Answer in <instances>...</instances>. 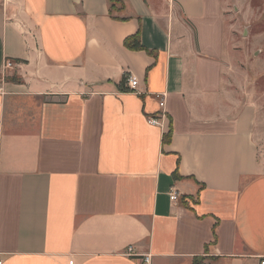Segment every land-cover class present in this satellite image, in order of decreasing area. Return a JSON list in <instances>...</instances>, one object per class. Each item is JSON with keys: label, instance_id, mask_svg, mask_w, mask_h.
<instances>
[{"label": "crops", "instance_id": "1", "mask_svg": "<svg viewBox=\"0 0 264 264\" xmlns=\"http://www.w3.org/2000/svg\"><path fill=\"white\" fill-rule=\"evenodd\" d=\"M120 1L1 4L2 264H261L264 112L228 87L225 0Z\"/></svg>", "mask_w": 264, "mask_h": 264}, {"label": "rangeland", "instance_id": "2", "mask_svg": "<svg viewBox=\"0 0 264 264\" xmlns=\"http://www.w3.org/2000/svg\"><path fill=\"white\" fill-rule=\"evenodd\" d=\"M155 1L163 6L164 0ZM224 10L228 87L237 97L249 96L264 112V0H225ZM192 264L216 262L203 256Z\"/></svg>", "mask_w": 264, "mask_h": 264}, {"label": "built area", "instance_id": "3", "mask_svg": "<svg viewBox=\"0 0 264 264\" xmlns=\"http://www.w3.org/2000/svg\"><path fill=\"white\" fill-rule=\"evenodd\" d=\"M16 68V65H15V62L13 61H7L5 63V67L4 69L7 71V70H12V69H15ZM125 81H126V84L128 85V87L132 90H136L137 87H138V84H139V81H138V78L136 76H133V75H129L125 78ZM0 91H1V88H0ZM161 101H160V107L161 108H164V105H165V102H164V99H163V95H159L158 96ZM148 122L150 124H158V120L153 118V117H150L148 118ZM170 197H171V200L172 201H178L179 200V194L176 190L172 189L171 192H170ZM150 262V257L149 256H146L145 259H144V264H149ZM0 264H2V261L0 260ZM261 264H264V261L261 262Z\"/></svg>", "mask_w": 264, "mask_h": 264}, {"label": "trees", "instance_id": "4", "mask_svg": "<svg viewBox=\"0 0 264 264\" xmlns=\"http://www.w3.org/2000/svg\"><path fill=\"white\" fill-rule=\"evenodd\" d=\"M111 6V9L113 10L114 5H117V3H122L120 0H108ZM135 39V40H134ZM137 42V43H135ZM125 45L128 48L131 49H142L143 47L140 45L139 41H137L136 37L134 38H128L125 40Z\"/></svg>", "mask_w": 264, "mask_h": 264}]
</instances>
